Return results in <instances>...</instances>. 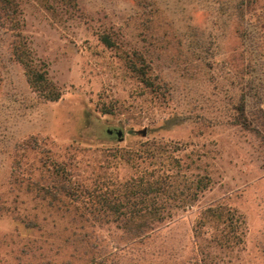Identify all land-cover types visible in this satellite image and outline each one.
Masks as SVG:
<instances>
[{"label": "rangeland", "instance_id": "374dc122", "mask_svg": "<svg viewBox=\"0 0 264 264\" xmlns=\"http://www.w3.org/2000/svg\"><path fill=\"white\" fill-rule=\"evenodd\" d=\"M228 1L78 0L71 10L57 0H20L22 37L62 95L46 102L31 90L11 58L12 38L0 30V204L10 209L0 215V264H36L20 258L26 244L54 254L48 243L69 219L24 194L27 183L44 182L50 157L84 184L105 186L126 179L125 160L150 142L191 157L190 179L210 178L187 210L157 227L153 249L164 246L152 263L264 264V133L231 120L244 93L247 107L264 108V0H249L240 38ZM102 33L116 48L100 42ZM134 51L157 94L126 68L124 54ZM218 205L242 215L236 239L221 225L194 229L199 211ZM22 220L42 231L25 230ZM102 235L110 246L125 245L113 229Z\"/></svg>", "mask_w": 264, "mask_h": 264}, {"label": "trees", "instance_id": "16d2710c", "mask_svg": "<svg viewBox=\"0 0 264 264\" xmlns=\"http://www.w3.org/2000/svg\"><path fill=\"white\" fill-rule=\"evenodd\" d=\"M57 2L65 9L77 10L78 7V0ZM227 5L228 20L235 21L234 33L240 38L242 32L247 30L245 8L250 6L251 2L229 0ZM21 29L20 0H0V30L12 38L11 58L22 67L28 86L39 98L46 102H56L62 95L61 90L48 78L44 65L37 64L22 37ZM99 40L109 49L116 48L106 33L100 34ZM232 52L230 62L234 61L236 51ZM143 57L138 51L131 55L125 53L126 68L145 89L157 94L160 86L149 75L151 69ZM246 84L244 83L245 89ZM245 95L246 93L240 96L237 115L231 120L234 125L262 136L264 108L258 104L247 107ZM145 147L140 154L129 156L125 160L132 169L126 179L105 186L84 184L75 178L66 166L58 164L50 157L47 161L48 176L44 182L35 180L27 183L24 194L69 220L57 243H48L47 251H51V247L55 246L54 254L43 252L42 247L37 245L36 251L29 250L31 247L26 244L20 250V258L30 256L37 261L36 264H154L152 259L162 254L159 249L164 246L162 244L158 250L153 249L157 227L175 212L187 210L199 194L210 186V178L207 175L194 174L193 179L187 177V173L195 168V161L188 156L184 159L172 155L163 143L150 142L146 143ZM31 170L30 167L29 171ZM12 181L16 184L17 178H12ZM9 213V207L1 203L0 215ZM20 223L25 230L42 231V227L35 223L23 220ZM214 224L215 228L221 225L224 237L236 239L245 221L235 210L219 205L209 206L199 211L194 229L200 231ZM104 229H113L115 241L119 244L122 240L125 245L110 246L102 235ZM110 241L111 239L108 242ZM58 256L62 258L58 259Z\"/></svg>", "mask_w": 264, "mask_h": 264}, {"label": "water", "instance_id": "95a60500", "mask_svg": "<svg viewBox=\"0 0 264 264\" xmlns=\"http://www.w3.org/2000/svg\"><path fill=\"white\" fill-rule=\"evenodd\" d=\"M108 133L111 134V131H108ZM121 135H122V131L119 130V131L116 132V136H117L118 138H120Z\"/></svg>", "mask_w": 264, "mask_h": 264}, {"label": "flooded vegetation", "instance_id": "af4514ba", "mask_svg": "<svg viewBox=\"0 0 264 264\" xmlns=\"http://www.w3.org/2000/svg\"><path fill=\"white\" fill-rule=\"evenodd\" d=\"M113 131H111V133H112Z\"/></svg>", "mask_w": 264, "mask_h": 264}]
</instances>
